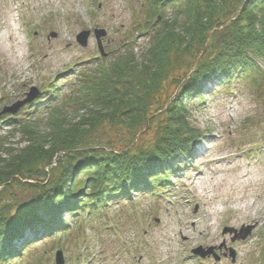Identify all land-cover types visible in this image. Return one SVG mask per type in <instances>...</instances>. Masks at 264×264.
I'll return each mask as SVG.
<instances>
[{
	"label": "rangeland",
	"instance_id": "374dc122",
	"mask_svg": "<svg viewBox=\"0 0 264 264\" xmlns=\"http://www.w3.org/2000/svg\"><path fill=\"white\" fill-rule=\"evenodd\" d=\"M243 2H234V14ZM151 3L153 0H0L1 158H8L7 149L27 145L22 132L2 123L6 116H1L2 110L25 100L34 87L38 97L43 90L55 89L57 99L46 106L61 107L70 121L81 122L87 115L88 91L95 79L91 74L98 76L103 59L129 51L140 59L154 43L153 36L141 33L156 20L151 17L155 11ZM173 12L170 8L164 14L174 18ZM96 30L106 32L101 39L106 57L99 50ZM84 31L91 32L86 47L77 41ZM7 44L11 49L4 50ZM256 62L258 67L232 83H209L203 90L204 101L198 97L187 100L191 125L205 136L195 145L193 154L178 160L180 170L166 180L172 184L158 183L146 194L133 193L132 201L115 202L89 217L84 214L80 218L84 219L82 226L65 215L71 226L69 237L42 241L20 259L9 263L0 260V264H55L57 251H63L65 264L70 260L80 264H264V185L247 190L263 206L257 217L234 223L230 204L216 219L210 215L198 198V182L194 181L201 174L207 179L219 176L215 161L220 158L263 179L264 59ZM183 75L184 68L178 78ZM175 92L176 85L167 82L157 105H163ZM79 94L83 98L78 101ZM51 108H22L13 116L35 121V130L48 133ZM103 125L94 142L128 145L129 131L123 125ZM155 134V129L144 132L137 145L152 146ZM32 195L24 186H14L0 197V211L4 205L20 203ZM250 226L251 233L245 239L238 238L241 229ZM226 228L234 231L225 233ZM200 247L204 258L192 253Z\"/></svg>",
	"mask_w": 264,
	"mask_h": 264
},
{
	"label": "trees",
	"instance_id": "16d2710c",
	"mask_svg": "<svg viewBox=\"0 0 264 264\" xmlns=\"http://www.w3.org/2000/svg\"><path fill=\"white\" fill-rule=\"evenodd\" d=\"M235 1L153 0L151 10L163 12L152 13L156 20L141 33L153 36L154 43L140 59L132 51L103 59L98 76L91 74L95 79L81 122L70 121L61 107L46 106L57 99L55 89L43 90L25 107L51 108L48 133L35 130V121L3 117L2 123L22 132L27 145L7 149L8 158L0 157V197L14 186H24L33 195L2 207L0 260L9 263L42 241L69 237L71 226L65 215L82 226L84 214L89 217L115 202L132 201L133 193L146 194L158 183L172 184L166 180L180 170L178 160L193 154L205 136L191 125L187 100L204 101L203 90L210 82L232 83L258 67L256 60L264 59V0H244L234 14ZM170 8L174 18L164 14ZM169 81L181 89L175 98L176 92L157 105ZM103 124L123 125L129 131L128 145L94 142ZM147 126V132L156 130L155 142L142 147L137 143ZM49 203L60 211L35 210Z\"/></svg>",
	"mask_w": 264,
	"mask_h": 264
},
{
	"label": "bare ground",
	"instance_id": "6f19581e",
	"mask_svg": "<svg viewBox=\"0 0 264 264\" xmlns=\"http://www.w3.org/2000/svg\"><path fill=\"white\" fill-rule=\"evenodd\" d=\"M14 30L17 32L18 27L15 26ZM9 39L10 41L12 40L10 37ZM8 49H11L10 44L4 47V50ZM195 150L196 147L193 151ZM215 162L217 165L215 171L219 172V176L207 179L205 174H201L195 177L194 180L195 183L198 182V198L207 208L210 215L216 219L218 215L225 213L226 205L230 204L229 206L234 213V223L252 216L257 217L263 206L258 200L253 199V195H248L247 190L264 185V177L261 179L249 172L240 170L238 166L222 158ZM218 204L220 207L217 206ZM211 227L214 228L215 224H211ZM183 235L185 236V234ZM214 242L217 241L215 240Z\"/></svg>",
	"mask_w": 264,
	"mask_h": 264
},
{
	"label": "water",
	"instance_id": "95a60500",
	"mask_svg": "<svg viewBox=\"0 0 264 264\" xmlns=\"http://www.w3.org/2000/svg\"><path fill=\"white\" fill-rule=\"evenodd\" d=\"M91 36V32L90 31H84L82 32L81 34H79L77 36V41L78 43L82 46V47H86L88 45V40ZM95 36L98 40V44H99V50L100 52L102 53V56L106 57L104 51H103V48H102V44H101V39L102 37H105L106 36V32L105 30H96L95 31ZM207 47H205L203 49V51H206ZM197 64V63H196ZM196 66V65H195ZM181 88H179L175 94V96L173 98H175L179 91H180ZM38 89H36L35 87L32 88L29 92V94H27V98L23 101H18L16 102L15 104H13L12 106H9V107H5L3 110H2V113L1 115H5V114H11V115H15L21 108H23L25 105L33 102L37 97H38ZM173 99H171V101L168 103L166 109L170 106V104L172 103ZM148 126L146 127V129L144 131H142V133L146 132L148 130ZM141 133V134H142ZM140 134V135H141ZM139 135V136H140ZM139 136L137 137V139L139 138ZM134 145V144H133ZM251 230H252V226L250 227H247V228H243L241 229L240 231V234L238 235V238H241V239H245L250 233H251ZM234 230L232 229H229V228H226L225 229V233L227 232H233ZM236 232V231H235ZM193 254L195 255H199L201 257H205V253H204V250L202 249V247L198 248V249H195L193 250ZM234 255V254H233ZM56 264H65V258H64V253L63 251H58L56 253Z\"/></svg>",
	"mask_w": 264,
	"mask_h": 264
},
{
	"label": "snow or ice",
	"instance_id": "6c2138e0",
	"mask_svg": "<svg viewBox=\"0 0 264 264\" xmlns=\"http://www.w3.org/2000/svg\"><path fill=\"white\" fill-rule=\"evenodd\" d=\"M36 211H47V212H50L52 214H55L57 212L60 211V209L58 207H56L55 205H52V204H46V205H43V206H37V208L35 209ZM17 223H22V220L17 222V221H14L13 224L16 225Z\"/></svg>",
	"mask_w": 264,
	"mask_h": 264
}]
</instances>
